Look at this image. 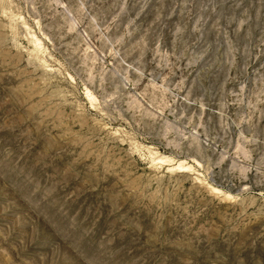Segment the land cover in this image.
Returning a JSON list of instances; mask_svg holds the SVG:
<instances>
[{
  "label": "rangeland",
  "instance_id": "rangeland-1",
  "mask_svg": "<svg viewBox=\"0 0 264 264\" xmlns=\"http://www.w3.org/2000/svg\"><path fill=\"white\" fill-rule=\"evenodd\" d=\"M0 264H264V0H0Z\"/></svg>",
  "mask_w": 264,
  "mask_h": 264
}]
</instances>
